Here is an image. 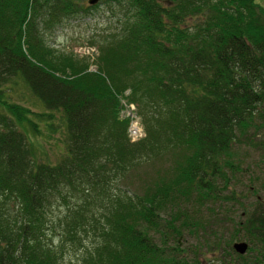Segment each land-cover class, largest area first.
<instances>
[{"label": "trees", "instance_id": "trees-1", "mask_svg": "<svg viewBox=\"0 0 264 264\" xmlns=\"http://www.w3.org/2000/svg\"><path fill=\"white\" fill-rule=\"evenodd\" d=\"M101 4L118 11V24L99 39L97 71L55 55L46 28ZM19 81L48 109L37 115L48 138L61 131L54 163L32 146L25 125L37 133L40 123L13 99ZM122 101L136 106L140 140H131ZM263 128L264 7L256 0H0V264H233L222 253L231 240L213 226L238 200L228 193L232 178L250 193L260 180L264 190V173L242 174L249 166L239 165L241 144L264 162ZM151 164L144 181L137 174ZM257 202L237 222L249 243L245 264L264 262ZM193 204L205 213L190 223ZM61 205L66 212L54 215ZM183 230L200 231L194 248L212 259L189 262Z\"/></svg>", "mask_w": 264, "mask_h": 264}, {"label": "rangeland", "instance_id": "rangeland-1", "mask_svg": "<svg viewBox=\"0 0 264 264\" xmlns=\"http://www.w3.org/2000/svg\"><path fill=\"white\" fill-rule=\"evenodd\" d=\"M99 1L100 0L93 4L90 3V5H95ZM256 2L264 7V0H256ZM116 13H118V11L114 10V13L112 14L111 9L108 6L101 4L99 7L95 8L91 15L82 14V16L79 17L63 19L61 20L60 25L56 26L53 31L47 29L49 26L46 28L44 35L46 42L53 49L55 55H58L59 52L66 53V55H76L81 59L87 60L89 63V70L97 71V56L100 53L99 46L101 44L99 43V39L106 36V34H108L109 31L114 29L118 24L116 20L117 16L115 15ZM13 89L15 91L14 93L16 94L13 96V99L18 100L22 106H27L31 110L30 114L32 115V118L40 123L38 126L39 128L36 126L38 129L37 133H34L30 126L25 125L28 135H30L32 146L35 149L38 158L45 162H56V158L59 156L60 152L63 151V145L59 142L57 143V138H55L59 137L61 133L60 129L56 130L55 133H50L51 137L48 138V129L44 122L41 121L40 117L37 116L39 115V112L48 111V109L44 107V105L36 97H34L32 93L29 92L23 82L19 81L18 86L15 88L14 85ZM122 112H124V116L130 122L129 128L132 130V132H129L130 136L137 137V128L141 129L143 135V128L139 122L138 116L133 112V106L124 105V110ZM59 116L60 115H56L57 118ZM57 118H55L53 121L57 122ZM257 139H264V128L261 130L259 136H257ZM237 146L234 148V150H236ZM240 153L241 161L239 162V165H241L242 168H244L246 165L249 166V170L247 169V172L242 174L250 175L252 172L254 174L253 176H255V174L261 171L264 173V162L259 161V159H262L261 152L254 150L253 146H248L247 148L241 144ZM237 162L238 160L235 161V164ZM258 164L260 165V168ZM155 166L157 165L151 164L148 166H143L140 168V171L137 175L143 177L144 181H147L149 179L148 177H151L154 174ZM142 170H144L145 173H143ZM236 176H239V173ZM232 180H234L235 183H231L228 193L234 192L235 197L238 198V203L236 202L234 207L232 204H226L224 210L222 211L224 223L222 224L215 222L213 227L223 230L226 240H231L230 242H226V244L224 243L222 245V253L224 251L226 253V255H222L228 256L233 264H245L246 262L248 263L251 256L249 251L243 255H239L236 252L234 253V250L231 249L233 248L231 246L235 241H247L243 234L244 229L241 230V227L237 225V222L245 219L248 216L247 214L254 210L255 202L259 204L257 200L262 203L264 202V190L260 186V180L255 181L256 190H254V193L246 191V188L243 187V184L239 183V181H242L243 178H240L239 181L235 180V178H232ZM198 207L199 206H195L194 204L187 207L188 209L186 210L188 222L191 223L193 217L197 219L200 215H202V213H205L203 206L200 208ZM65 212L66 207L63 205L54 209V215L58 214L59 217H61V215ZM183 219L184 217L181 216L178 222H181ZM199 236L200 231L197 233H191L189 230H183V233L179 238V248L185 253H188L189 256H187V259L189 262H193L194 259H198L202 262H205L207 259H212V254L204 252V248L200 249L199 254V248H194V245L198 246L199 243H203V241L198 242ZM91 238L92 236L89 235L83 241L85 244L89 245L88 242L91 241ZM57 240L58 238L56 237L54 241L56 242ZM68 245H70L69 242H67L66 246ZM80 251L81 250H77V254H80ZM74 252L75 250L69 249V254L72 256L74 255Z\"/></svg>", "mask_w": 264, "mask_h": 264}, {"label": "water", "instance_id": "water-1", "mask_svg": "<svg viewBox=\"0 0 264 264\" xmlns=\"http://www.w3.org/2000/svg\"><path fill=\"white\" fill-rule=\"evenodd\" d=\"M98 0H89V3L93 4L95 2H97ZM247 243L245 241H239V242H235L233 244V248L234 250L239 253V254H243L245 253L246 249H247Z\"/></svg>", "mask_w": 264, "mask_h": 264}, {"label": "flooded vegetation", "instance_id": "flooded-vegetation-1", "mask_svg": "<svg viewBox=\"0 0 264 264\" xmlns=\"http://www.w3.org/2000/svg\"><path fill=\"white\" fill-rule=\"evenodd\" d=\"M260 259L263 261V257H261V256H260ZM260 259H258V260H259V262H260ZM261 264H264V262H263V263H261Z\"/></svg>", "mask_w": 264, "mask_h": 264}]
</instances>
